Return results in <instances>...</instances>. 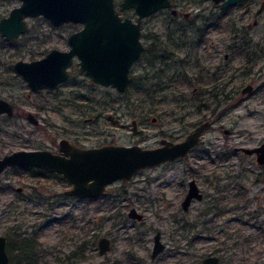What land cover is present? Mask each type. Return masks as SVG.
I'll list each match as a JSON object with an SVG mask.
<instances>
[{"label":"rangeland","instance_id":"rangeland-1","mask_svg":"<svg viewBox=\"0 0 264 264\" xmlns=\"http://www.w3.org/2000/svg\"><path fill=\"white\" fill-rule=\"evenodd\" d=\"M173 2L183 3L185 10L202 18L214 9L211 0ZM260 2L255 0L250 12H244L245 4L233 7L208 28L211 60L200 74H195L198 69L191 62L179 60L196 40L195 30H178L167 8L145 17L143 42L150 46L164 41L161 44L172 55L159 58L144 53L131 69L134 84L124 92L93 81L79 71L78 63L71 65L69 79L55 89L33 91L15 72L12 64L17 59L41 57L52 47L68 49L73 24L55 26L43 15L28 16V30L21 36L0 35V96L10 99L17 111L7 120L0 116V155L20 148L57 149L63 137L84 146L155 147L162 138L183 139L202 120L213 121L185 155L144 167L130 179L115 180L96 198L65 194L68 184L54 172L44 177L9 167L0 176V232L14 226L35 236L39 264H201L211 253L221 255L220 264H264V164L254 154L234 149L264 140V11L256 13ZM20 3L0 0V18ZM121 13L137 16L134 8ZM236 30L253 31L261 43L253 44L260 57L249 71L243 69V57L254 47L231 52L228 59L223 55ZM249 82L255 90L243 94L241 88ZM158 86L162 88L146 89ZM224 86L226 92L237 90L241 97L224 99L219 92ZM194 87L202 91L203 100L190 99ZM214 91L217 99L222 98L220 103ZM26 110H32L40 122L28 121ZM192 177L204 199H194L184 209L182 200ZM18 186L25 191L20 193ZM220 194L227 195L222 211H208L210 195ZM131 206L144 213L142 220L128 215ZM158 229L167 247L152 259ZM102 235L111 239L104 254L98 247Z\"/></svg>","mask_w":264,"mask_h":264},{"label":"water","instance_id":"water-1","mask_svg":"<svg viewBox=\"0 0 264 264\" xmlns=\"http://www.w3.org/2000/svg\"><path fill=\"white\" fill-rule=\"evenodd\" d=\"M219 2L220 0H215ZM241 0H223L228 6ZM172 5V0H22L8 15L0 18V35L15 39L27 30L25 16L44 15L52 24L81 22L83 27L68 35V49L51 48L44 56L34 59H17L13 63L16 73L28 83L31 90L55 89L70 76L69 66L74 57L79 59V71L105 86L124 92L130 83L133 63L139 59L144 43L141 39L145 17ZM264 4L260 7L262 9ZM134 8L137 18L122 16L121 11ZM173 13L175 8H171ZM250 84L243 88L247 92ZM15 114V106L9 99L0 96V114ZM33 124L40 122L32 111L23 112ZM212 120H204L190 130L183 139H161V145L143 147L138 143H103L83 146L63 137L58 151L48 148H20L0 155V176L10 166L32 165L60 173L69 183L66 193L76 196L97 197L107 192L108 186L118 179H130L144 167L155 166L188 153L199 144ZM136 129V121H133ZM226 132L229 129H225ZM247 154H256L259 164H264V141L255 146H241ZM203 191L195 178L188 181L187 193L182 201L187 209L194 198L201 199ZM129 215L141 219L143 214L132 207ZM6 237L0 234V264H7L9 256ZM99 250L103 254L110 248V239L99 238ZM165 247L160 231L154 236L152 256ZM218 255H208L201 264H219ZM256 264V263H252Z\"/></svg>","mask_w":264,"mask_h":264},{"label":"flooded vegetation","instance_id":"flooded-vegetation-1","mask_svg":"<svg viewBox=\"0 0 264 264\" xmlns=\"http://www.w3.org/2000/svg\"><path fill=\"white\" fill-rule=\"evenodd\" d=\"M189 1H191V2H198L199 4H202V2H200V1H202V0H189ZM212 2H213V4H214V9H212V14L211 15H209V16H205V17H201V16H203V15H200V14H198V15H196V14H194L193 15V12L191 11V10H185L184 9V4L183 3H178V5H175L174 4V2H173V0H172V5L170 6V7H167V9H169L170 10V12L172 13V20L173 21H175V27H177V29L178 30H182V31H185V30H187L188 28H192V30H195V32H196V35H197V37H196V40L195 41H193V45L192 46H190V50H189V52H188V54L186 55V56H183V57H181V59H179L180 60V62H182V63H185V61H188V62H191L194 66H196L197 67V71L195 72V74H200V73H202V71L203 72H205V71H207V67L209 66L208 64H207V61H209V60H211V57H210V54H209V52L207 51V48H208V45H207V43H211V42H209V40H208V34H209V27L213 24V23H216V22H218V20L220 19V17L222 18L223 17V15L224 14H226L228 11H230V9H232L233 7H236V6H239V5H242V4H245V8H244V12H250V11H252V8H253V2H255V0H241V1H239V2H237V3H235V4H231V5H228V6H223L222 5V1L223 0H220L219 2H216L215 0H211ZM21 2H22V0H21ZM21 4V3H20ZM19 4V5H20ZM262 4H264V0H261V2H260V5L256 8V13L259 15V14H261L263 11H264V5H263V7H262V9L261 10H259L260 9V7L262 6ZM17 6V5H16ZM15 7V6H14ZM175 8L176 9V12L175 13H173L172 11H171V8ZM13 8V7H12ZM11 8V9H12ZM10 9V10H11ZM162 9H164V8H162ZM215 9H217L216 11H215ZM135 10V9H134ZM123 11V10H122ZM10 12V11H9ZM122 14V13H121ZM8 15V14H7ZM5 16V15H4ZM28 16H33V15H28ZM28 16H25V19L28 17ZM37 16H39V15H37ZM44 16V15H43ZM122 16L124 17V16H129V15H123L122 14ZM150 16V15H149ZM192 16L193 17H195V16H197V17H195V19L193 20L192 19ZM3 17V16H2ZM44 17H46V16H44ZM129 17H131V18H133L134 20H136V18H137V16L136 17H132V16H129ZM148 17V16H147ZM47 18V17H46ZM197 18H199V19H197ZM48 19V18H47ZM49 20V19H48ZM27 21V20H26ZM50 21V20H49ZM51 22V21H50ZM258 22V19L257 18H255L254 19V23H257ZM27 24H28V22H27ZM64 24H73V25H75V28L71 31V32H73V31H75V30H78V29H80V28H82L83 27V23H81V22H73V21H69V22H64V23H62L61 25H64ZM143 24H144V20H143V23H142V28H143ZM54 25V24H53ZM61 25H59V26H61ZM29 26V25H28ZM55 26H57V25H55ZM27 30H28V27H27ZM26 30V31H27ZM25 31V32H26ZM25 32H23V33H25ZM70 32V33H71ZM23 33H21V35L23 34ZM69 33V34H70ZM20 35V36H21ZM141 36H142V30H141ZM19 37V36H18ZM17 37V38H18ZM255 38V39H254ZM7 39V38H6ZM142 39V38H141ZM67 41H68V38H67ZM143 41V40H142ZM144 43V42H143ZM161 43H164V41H161V42H159V44H151L150 46H148V45H146L145 43H144V46H145V49L143 50V52H142V54H141V56H143L144 55V53H148V57H152V56H155V57H159V58H161V57H165V56H168V55H172V51H170V50H165V47H164V44H161ZM259 44V46L261 45V43L260 42H256V37L253 35V31H251V30H236V31H234V34L233 35H231V37L227 40V43H226V47H225V50H224V57L226 58V59H228V57H230V56H232V54H231V52L232 53H235L236 54V52L235 51H239V50H242V48H243V50L245 51V48L248 50L249 48H252V47H254V49H249L248 51H245V55H244V62H245V66L243 67V69L245 70V71H249V70H251L252 68H253V66H254V64L257 62V60L259 59V57H260V54L258 53V51L257 50H255V48H257L258 46L257 45H253V44ZM53 48V47H52ZM167 48V47H166ZM219 48V47H218ZM49 51V50H48ZM47 51V52H48ZM46 52V53H47ZM45 53V54H46ZM44 54V55H45ZM235 54H234V56H233V59L235 58ZM43 55V56H44ZM140 56V57H141ZM262 56H263V54H262ZM42 57V56H41ZM139 57V58H140ZM39 58V57H38ZM75 58H77V61L75 62ZM168 58V57H167ZM175 58H177V57H175ZM34 59V58H33ZM28 60V59H27ZM30 60V59H29ZM176 60H178V58L176 59ZM137 61V60H136ZM15 62V61H14ZM13 62V63H14ZM163 62L164 63H167V64H169V62L168 61H166V59H163ZM79 64V59H78V57H74V60H73V63L71 64V65H74V64ZM134 64V63H133ZM71 65L69 66V70H70V75H71ZM12 66H13V64H12ZM80 66V65H79ZM133 66V65H132ZM79 69V68H78ZM131 69H132V67H131ZM218 69H222V67L221 66H218ZM88 76V75H87ZM130 76H131V71H130ZM70 77V76H69ZM90 77V76H89ZM200 76H198L197 78H199ZM91 78V77H90ZM131 78H132V76H131ZM69 79V78H68ZM67 79V80H68ZM92 79V78H91ZM66 80V81H67ZM93 80V79H92ZM94 81V80H93ZM130 81H131V79H130ZM65 82V81H64ZM96 82V81H95ZM99 83V82H98ZM130 84V83H129ZM248 84H250L251 86H252V88L249 90V91H247V92H243V88L246 86V85H248ZM246 85H244L242 88H241V92L244 94V93H247V94H251V93H253L254 92V90H255V85H254V83L253 82H249V83H247ZM129 86V85H128ZM216 88V87H215ZM44 89H46V88H44ZM47 89H49V88H47ZM40 90H42V89H40ZM216 90V89H215ZM37 91H39V90H37ZM215 92V91H214ZM219 92L220 93H222L223 92V95H224V99H228V98H233V99H238V98H240L241 96H239V95H237L236 93H237V90L236 91H234V90H230V91H228V92H226V86H224V87H222V88H220L219 89ZM218 93L217 92H215V93H213V96L215 97V99H216V101L217 102H221L222 101V98H218L217 99V95ZM192 97L190 98V99H194V100H203L204 98L202 97V91H200V90H198V87H194V89L192 90V95H191ZM3 97V96H2ZM6 98V97H5ZM8 99V98H7ZM10 100V99H9ZM11 101V100H10ZM12 102V101H11ZM14 104V103H13ZM14 106H15V104H14ZM24 112V111H23ZM17 113V111H16V107H15V114ZM14 114V115H15ZM1 115H7L6 113H2ZM13 115V116H14ZM7 116H9V115H7ZM11 117V116H10ZM205 120H210V119H205ZM202 121H204V120H202ZM202 121H200L199 123H201ZM199 123H197V124H199ZM196 124V125H197ZM212 124H213V121H212ZM211 124V125H212ZM195 125V126H196ZM210 125V126H211ZM194 126V127H195ZM210 126L207 128V129H209L210 128ZM193 127V128H194ZM192 128V129H193ZM191 129V130H192ZM226 129V128H225ZM224 129V130H225ZM228 129V128H227ZM227 133H230V130L227 132ZM186 136V135H185ZM163 139V138H162ZM72 140V139H71ZM74 141V140H73ZM175 141H177V140H175ZM264 140H262L260 143H262ZM76 142V141H75ZM78 143V142H77ZM259 143V144H260ZM80 144V143H79ZM259 144H257V145H259ZM81 145V144H80ZM159 145H161V140H160V144ZM159 145H157V146H159ZM84 146V145H83ZM241 146H243V145H241ZM241 146H235V150H241V151H243L241 148H239V147H241ZM37 148H48V147H37ZM58 148H59V142H58V147H57V149H52V148H48V149H51V150H53V151H58ZM244 152V151H243ZM255 155V157H256V154H254ZM11 167V166H10ZM14 167H17V168H20L21 170H26L27 172H32V173H37V174H39V175H41V176H46L48 173L47 172H49V173H51V172H54V173H56V175H58V176H60L67 184H68V187L67 188H65L64 189V193L65 194H67V195H70V196H76V195H72V194H68V193H66V190L70 187V183L60 174V173H58V172H56V171H52V170H49V169H47V168H43V167H38V166H32V165H21V166H14ZM9 168V167H8ZM7 168V169H8ZM6 169V170H7ZM5 170V171H6ZM4 171V172H5ZM3 174V173H2ZM1 174V175H2ZM192 178H194V177H192ZM197 181V180H196ZM198 183V182H197ZM20 193L21 192H24L25 191V187L24 186H18V189H17ZM202 190V189H201ZM186 193H187V191H186ZM186 193H185V195H186ZM105 194V193H104ZM185 195H184V197H185ZM221 195H223V194H220V195H217V196H212V195H210V197H211V201H209V202H211L212 204H208V206H207V210H208V208L209 207H214L215 209H219V212H216L215 211V209L214 210H210V211H212V212H214V213H216V214H218V213H220L221 211H222V208L221 207H223L224 205H223V203H224V200L226 199V196L225 195H223L224 197L223 198H219V196H221ZM236 195H238V194H236ZM236 195H234V197L236 196ZM99 196H101V195H99ZM99 196H97V197H99ZM77 197H86V198H96V197H88V196H77ZM184 199V198H183ZM194 199H197V198H194ZM193 199V200H194ZM202 199H204V192H203V197L201 198V199H197V200H202ZM192 200V201H193ZM183 201V200H182ZM192 201H191V203H192ZM216 204H219V205H217L216 206ZM221 204H222V206H221ZM191 205V204H190ZM190 205H189V207H190ZM221 206V207H220ZM133 206H131V208H132ZM135 207V206H134ZM182 207H183V204H182ZM188 207V208H189ZM130 208V209H131ZM137 208V207H136ZM184 208V207H183ZM187 208V209H188ZM130 209H129V211H130ZM185 209V208H184ZM138 210V209H137ZM129 211H128V215H129ZM140 212V211H139ZM142 214H143V216H142V218L141 219H139V220H142L143 219V217H144V213L143 212H141ZM130 216V215H129ZM130 217H133V216H130ZM133 218H137V217H133ZM138 219V218H137ZM182 224L184 225V226H186L187 225V222H182ZM157 231H160L159 229L157 230ZM156 231V232H157ZM156 232H155V234H156ZM0 234H3V235H5V237H6V243H5V248H6V251H7V254H8V256H9V260H8V263L7 264H29L31 261H33L34 263H36V264H39V259H38V252H37V248H36V244H37V241H36V238H35V236H33V235H30V234H28V235H26L25 234V232L24 231H22V230H20V229H18L17 227H14V226H12V227H10L9 229H7L5 232H0ZM155 234H154V236H155ZM21 236H23V237H27V238H30V239H32L31 241V243L28 245V246H19L18 245V240H19V238H21ZM103 236V235H102ZM160 236H161V240H162V234H161V231H160ZM101 237V236H100ZM99 237V238H100ZM110 239V238H109ZM163 241V240H162ZM98 242H99V239H98ZM164 243H165V241H163ZM153 245H154V240H153ZM98 247H99V244H98ZM166 247H167V245H166V243H165V247L161 250V252H159L157 255H155L154 257L152 256V250H153V247H152V250H151V253H150V256H151V258L152 259H155L160 253H162L163 251H165V249H166ZM110 248H111V239H110ZM109 248V249H110ZM108 251V250H107ZM99 252H100V250H99ZM104 254V253H103ZM218 255L219 256V258H220V260H219V264H220V261H221V255H219V254H217V253H211V254H209V255ZM208 256V255H207ZM206 257V256H205ZM202 263V262H201Z\"/></svg>","mask_w":264,"mask_h":264},{"label":"trees","instance_id":"trees-1","mask_svg":"<svg viewBox=\"0 0 264 264\" xmlns=\"http://www.w3.org/2000/svg\"><path fill=\"white\" fill-rule=\"evenodd\" d=\"M151 84L153 83V82H150ZM134 84V79L133 78H131V81H130V84H129V86L130 85H133ZM153 84H155V83H153ZM139 89H143L144 87L143 86H139L138 87ZM158 88H162L161 86H158V87H155V88H153V87H147L146 89L147 90H151V89H158ZM217 103H219V102H217ZM205 106H208L207 105V103H203ZM0 116H1V114H0ZM8 118H10V116H7V115H4V117H2L1 119H2V121L5 119V120H7ZM257 177V179H260V177H259V175H257L256 176ZM225 196H227V195H225ZM224 196L223 195H221V196H219V198H223ZM221 206H222V204H221ZM215 208L214 207H209L208 208V211H210V210H214ZM215 211L216 212H219V209H215ZM32 239H30V238H27V237H23V236H21V238H19V240H18V245L19 246H28L32 241H31ZM29 264H36V263H34L33 261H31Z\"/></svg>","mask_w":264,"mask_h":264}]
</instances>
